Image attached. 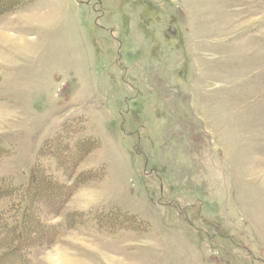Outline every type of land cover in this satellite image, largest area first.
<instances>
[{
  "label": "rangeland",
  "instance_id": "obj_1",
  "mask_svg": "<svg viewBox=\"0 0 264 264\" xmlns=\"http://www.w3.org/2000/svg\"><path fill=\"white\" fill-rule=\"evenodd\" d=\"M0 149L25 264H264V0H0Z\"/></svg>",
  "mask_w": 264,
  "mask_h": 264
},
{
  "label": "trees",
  "instance_id": "obj_2",
  "mask_svg": "<svg viewBox=\"0 0 264 264\" xmlns=\"http://www.w3.org/2000/svg\"><path fill=\"white\" fill-rule=\"evenodd\" d=\"M83 143H81L82 147ZM76 151H78V145H76ZM0 154H3V149H0ZM69 160L66 158L65 161ZM55 183L57 182L52 180V176H49L41 169L34 172L25 187H15L9 182L0 181V202L9 201L0 210V261L2 263L15 264L18 261L19 264H25L24 253L28 248L32 247L30 243L38 240L39 237H47L46 234L51 232L52 229L36 216L37 210H48L46 204L50 208L53 206L52 211L55 209L59 210L68 195L59 192V195H62L61 198L60 196L55 200L50 198L48 200L50 202L47 201L46 204L37 202L35 197L40 192L45 194L47 192L46 187ZM43 190L46 192H43ZM47 193L48 195H53V192ZM9 260H11V263H9Z\"/></svg>",
  "mask_w": 264,
  "mask_h": 264
}]
</instances>
